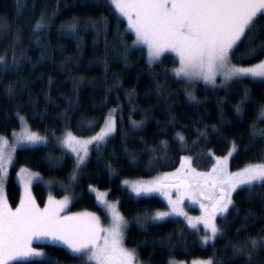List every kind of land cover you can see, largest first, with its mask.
Wrapping results in <instances>:
<instances>
[{"label": "snow or ice", "instance_id": "6c2138e0", "mask_svg": "<svg viewBox=\"0 0 264 264\" xmlns=\"http://www.w3.org/2000/svg\"><path fill=\"white\" fill-rule=\"evenodd\" d=\"M17 13L22 15V10L28 8L26 0H15ZM62 0H54V7L49 10L47 0L40 5V13L30 25V36L35 37L36 47L41 49L40 59L47 56V36L51 29L56 27L55 20L67 9L65 4L61 7ZM77 6L76 4L72 5ZM90 7L100 10L96 16H73L60 24L58 32L68 37H76L82 31L95 33L98 38L104 36V52L95 56L90 63H101L107 78L110 63H121L124 68L133 66L131 57L139 53V59H143L150 70L149 74L155 82L154 90L145 93L146 96L155 95L157 100H168L174 93L165 95L170 81L183 82L184 94L189 101L200 103L195 93V86L203 81L205 86L213 89L227 87L230 84L239 83L247 79L250 83L264 85V0H89ZM37 0H33L30 11L35 12ZM107 13V14H105ZM114 21V23H113ZM126 21V26L122 27ZM83 24V27H81ZM111 33V39H109ZM12 35L8 47L0 52V85L8 73H15L17 79L3 86V92L8 99L17 98V87L22 83L19 78L22 62L26 59V49L20 48L22 29L11 31V25L6 21L0 23V37ZM131 34L134 39L129 42ZM80 47V44H77ZM146 48V55H145ZM9 52L11 57L9 58ZM167 52H173L178 57V66L168 69L161 68L159 72L154 70L163 64L162 57ZM111 58V59H110ZM247 61H256L246 64ZM71 63L66 58L65 64ZM62 71H71L64 65ZM114 83L105 91L107 93L122 87L117 73ZM161 77L163 81L161 82ZM217 77L220 84H217ZM84 77H72L74 91L84 82ZM53 81L49 79V84ZM91 83V82H90ZM251 90L245 88L240 100L233 105L236 116L242 119L246 114L245 106L252 105L255 113L253 120L248 124V143L243 145V151H251L257 144L262 162L249 164L235 172L229 171L228 160L241 150V145L235 140H229V151L222 157H216V163L208 173H198L191 168L192 156L180 157L181 166L174 173H166L163 177H156L151 181H122L135 196H147L152 192H160L168 201L169 210H148L136 217L137 224L144 227L147 223H156L171 216L185 217L188 226L198 230V225L203 224L205 234L201 237L203 244L222 237L225 232L217 224V217L227 221L229 214L235 213V218L242 220L241 227L236 229L239 236L245 233L242 240L229 241L225 248L232 249V259L242 258V264H255V261L264 253V224L250 234L249 229L264 216L257 217L256 213L248 208L240 217L241 209L237 206L234 194L244 193L245 203H251L258 199L261 203L260 211L264 213V128L258 124L264 123V96L260 102L253 101ZM135 96V90L126 91V97L131 104ZM110 108L107 114L93 117L82 126L83 131H92L99 125V131L87 139L75 136L71 131H66L63 139L55 136V131L48 135H41L38 131H32L27 126V117L21 115L20 108L13 111L11 117L20 122L21 130H15L12 136L15 142L11 145L9 140L0 135V264H10L12 260L20 257L41 258L40 264H62L60 260L32 247L34 239H46L50 246L59 247L72 256L79 264H142L135 248L125 247V230L128 221L117 211L116 206L106 199V193L95 190L89 185V191H96V200L100 205L111 211V224L107 228L100 226L99 217L92 214L62 216L61 212L69 203V197L63 200H54L51 196L43 209H40L35 200L29 194V185L33 180H39V173H25L24 167L19 169L17 175L25 185V196L21 198L19 205L13 210L8 206L4 195V186L8 178L10 166L14 164V154L17 145H46L49 136L59 140L63 149L75 155V166L68 177L67 184H61V188L67 191L74 187L82 172V165H86L89 157V145H95V151L99 153L110 138H114L117 132V112H123V106L119 103ZM219 103V102H218ZM71 107V105H70ZM172 105L165 106L169 114L166 122L172 128L177 127V119L171 113ZM137 109L133 106L129 111V124L133 130H143L145 120H133L131 115ZM35 115V114H34ZM120 121L123 116L119 117ZM103 123L100 124V121ZM231 121H221V127L205 124L203 129L197 128L196 139L189 145L182 131H176L171 141L176 143L180 151H191L200 143L201 138L209 141V133L223 136V125L231 124ZM185 129L186 125H180ZM226 139V137H225ZM145 143L143 139L140 141ZM169 141L161 140L156 148H145L149 153L158 150L167 154ZM125 152L128 149L125 148ZM211 154V150H209ZM130 161L135 162L137 154L129 153ZM58 163L50 164V167H59ZM184 170V171H182ZM189 171L191 178H189ZM109 180L119 173L109 164L107 166ZM171 178V182H169ZM25 181L27 183L25 184ZM175 188L177 196L174 200L171 189ZM259 189V191H258ZM197 197L200 202L201 215L193 218L180 207L184 196ZM168 264H177L170 259ZM193 264H224L210 258L206 261H194Z\"/></svg>", "mask_w": 264, "mask_h": 264}, {"label": "trees", "instance_id": "16d2710c", "mask_svg": "<svg viewBox=\"0 0 264 264\" xmlns=\"http://www.w3.org/2000/svg\"><path fill=\"white\" fill-rule=\"evenodd\" d=\"M33 0H26L28 8L22 10V15L17 13L15 0H0V23L7 22L11 25V31L17 28L22 29L20 48L17 51H26V59L22 62L19 78L22 83L17 87V98L8 99L3 92V86L16 80L15 73H8L3 78L0 85V134H9L17 128L19 121L11 117L17 106H21L20 112L27 117L29 125L45 135L55 131V135L60 134L64 129L71 130L74 134L86 136L96 132L99 125L92 131H83L82 126L93 117L107 114L110 108L119 103L123 106V112H117V132L114 138H110L99 153L95 151V145L90 147V153L86 165L82 166L79 179L74 187L67 191L72 195L69 210H90L101 212L94 194L89 191V185H94L108 190V196L117 200L119 209L128 221L125 230V245L135 248L139 258L146 264H168L170 259L186 260L197 258H214L217 261H224V264H242V258L232 259V249L225 245L231 241L242 240L245 233L239 236L236 229L241 227L242 220L235 218V213L229 214L227 221H222L217 217V224L221 226L225 235L217 237L214 241L202 245L199 242L196 231L190 229L180 218H167L156 223H147L140 227L134 219L138 214L148 210L150 213L157 209L165 208V202L157 195L134 197L122 185V178L149 177L158 172L174 168L181 155L188 154L193 157L192 164L195 168L204 170L210 167L214 156H221L229 151L228 141L235 139L241 150L229 159L230 168H239L247 163L261 161L260 153L255 149L243 151V145L248 143V124L253 120L255 113L253 106L246 105V114L242 119H238L234 110L240 97L244 94L245 88L251 90L253 101L260 102L264 96V85L250 83L247 79L242 82L230 84L227 87L213 89L198 82L195 86V95L201 101L193 103L184 94V84L169 82L165 95L174 93L168 100L158 101L155 95L146 96L150 89L154 90L155 82L152 81L149 69L143 59H139V53L134 54L131 59L134 62L130 68H124L121 63H110L107 78L101 63H90L95 56L104 52V36L98 38L91 30L82 31L76 37H68L60 34L58 28L60 24L73 16L87 17L100 14V10L89 5V0H62L61 7L68 5L55 20L56 27L52 28L47 36V56L40 59L41 49L30 41L35 37L30 36V25L40 13V5L44 0H37L35 12L30 11ZM49 10L54 7V0H47ZM77 6L73 7L72 5ZM107 14V13H105ZM114 23V21H113ZM126 26V21L122 27ZM83 27V24H81ZM12 35L0 37V52L12 40ZM111 39V33H109ZM134 39L131 34L129 42ZM80 47H77V44ZM9 58L11 53L9 52ZM146 55V49H145ZM66 58H70L71 63L65 64ZM111 59V58H110ZM163 64L155 67L159 72L161 68L172 69L178 65L177 57L172 53H165L162 57ZM256 61H247L250 64ZM71 68V71H62L61 66ZM112 73H117L122 83V87L107 93L105 89L111 86L115 77ZM72 77H84V82L79 86L78 91H74ZM53 81L49 84V79ZM161 82L163 77L160 78ZM91 82V83H90ZM135 90L132 103L128 102L126 91ZM219 102V103H218ZM171 104V113L177 119V127L172 128L166 123L169 114L165 106ZM71 105V107H70ZM135 106L136 111L132 113L133 120H145L143 130H133L129 124V111ZM35 114V115H34ZM123 116L120 121L119 117ZM231 121V124L223 125V136L209 133V141L205 142L201 138L200 143L191 151H180L176 143L171 141V137L176 131H182L189 145L196 137V129H203L204 125H216L221 127V121ZM103 120L100 121V124ZM180 125H186L181 129ZM264 128V123L258 124ZM226 137V139H225ZM141 139L145 143H141ZM161 140L169 141L167 154L159 150L156 153H149L145 148H156ZM125 148L128 152H125ZM211 150V154H209ZM129 153L137 154L135 162L130 161ZM52 157L54 159H52ZM50 158V159H49ZM58 163L59 167H50V164ZM111 165L119 175L109 180L107 166ZM19 166H27L39 171L43 176L61 181H66L74 166V157L55 143V138L49 136L46 145L24 146L15 152V163L9 171L6 181V195L9 205L14 206L20 196V187L15 179V171ZM34 199L37 203L43 204L46 199L47 189L41 182H34L32 185ZM259 191V189H258ZM66 191L62 188H55L54 194L63 195ZM244 193L234 194L237 206L241 209L240 217L245 210L251 208L257 217L264 216L260 211L261 203L254 199L251 203H245ZM264 224V219L258 220L250 229V234ZM42 247V251L50 254L53 259L60 260L62 264H79L72 256L66 254L59 247L50 246V243L36 244ZM41 258H20L10 262V264H40ZM255 264H264V253L255 261Z\"/></svg>", "mask_w": 264, "mask_h": 264}, {"label": "rangeland", "instance_id": "374dc122", "mask_svg": "<svg viewBox=\"0 0 264 264\" xmlns=\"http://www.w3.org/2000/svg\"><path fill=\"white\" fill-rule=\"evenodd\" d=\"M126 23H127V22H126ZM133 35H134V34H133ZM145 49H146V48H145ZM169 53H172V54H174V55L176 56V54L173 53V52H169ZM176 57H177V56H176ZM177 59H178V57H177ZM178 62H179V61H178ZM253 63H255V62H253ZM250 64H252V63H250ZM177 66H178V65H177ZM200 82L203 83V81H200ZM216 82H217L218 85L220 84V78H219V77H217V81H216ZM209 86H210V85H209ZM21 115H22V114H21ZM23 116H24V115H23ZM27 126H28L32 131H37V130H34L33 128H31V126L29 125V122H28V121H27ZM13 130H15L17 133L20 132V130H21L20 122H19L18 127L15 128V129H13ZM13 130H12L9 134H0V135H4V136L9 140V144H10V145H11L12 143L15 142V138L12 136V132H13ZM66 131H71V130H69V129H64L60 134L55 135V136H56V137H59L60 139H63V137H64ZM97 131H99V129H98ZM97 131H96V132H97ZM38 132H39V131H38ZM71 132H72V131H71ZM39 133H40L41 135H45V134H43V133H41V132H39ZM72 133H73V132H72ZM73 134H74V133H73ZM94 134H95V132L92 133V134L86 135V136H80V135H76V134H74V135L77 136L78 138H81V139H87L88 137H90V136H92V135H94ZM55 143H56L57 145H59V146L62 148V146H61L59 140L56 139V138H55ZM24 146H33V145H19V144H18V145H17V149L20 148V147H24ZM91 146H92V145H89V146H88V147H89V153H90V147H91ZM64 150L67 151L66 149H64ZM68 153L71 154V155L74 157V166H75V155L72 154V153H70V152H68ZM183 155H188V154H183ZM183 155H181V156H183ZM224 155H226V154H224ZM224 155H221V156H214V157H213V162H212V164H211L210 167H208L207 169H204V170L197 169V168H195V167L193 166L192 163H191V168H194V169L196 170V172H198V173H208V172L211 171L213 164L216 163V159H215V158H216V157H222V156H224ZM188 156H189V155H188ZM49 159H50V158H49ZM52 159H54V158L52 157ZM260 162H262V161L247 163V164H245V165H243V166H241V167H239V168L232 169V168H230L229 160H228V168H229V171L235 172V171H237V170H240V169L244 168L245 166H247V165H249V164L260 163ZM14 163H15V154H14ZM13 165H14V164H13ZM74 166H73V168H74ZM82 166H83V165H82ZM82 166H81V167H82ZM180 166H181V159L179 160L178 164H177L174 168H172V169H168V170H165V171L158 172L157 174H154L153 176H149V177H139V178H122V179H121V185H122V186H123V187H124V188H125L130 194H132L134 197H137V196H135L134 193L130 192V190L127 188V185H123V184H122V181H124V180H127V181H145V182H146V181H151V180H153V179L156 178V177H163L166 173H174V172H176V170H177L178 168H180ZM11 167H12V166H10L9 171H10ZM21 167H24V168H26V169L28 170V172L25 173V176H27L28 173H39V176L41 177V179H39V180H33V182L31 183V185H29V194L31 195V197H32L33 199H34V196H33V191H32V185H33L34 182H36V181L41 182V183L46 187V189H47L46 199H45V201L43 202V204H39V203H37V202L35 201V202H36V205H37L40 209H43L44 206L48 203V199H49L50 196H51L54 200H63L65 196H68V197H69V203H68L67 206L64 208V210L61 212V215H62V216L81 215V214H85V213H87V214H92V215H95V216L99 217V219H100V226H101L102 228H107V227L110 226V224H111V211H110L107 207L102 206V205L99 204V202L96 200V191H91V192L94 194L95 200H96L97 204L99 205V207L101 208V212H95V211H90V210H75V211H73V210H69V206H70V203H71V200H72V195L70 194V192H69V191H66L63 195H60V196H57V195L54 194V189H55V188H61V184H67V183H68V179H67L66 181H61V180H57V179H53V178H48V177L43 176L39 171L34 170V169H32V168H29V167H27V166H19V167H17V168H16V171H15V174H14V175H15V179H16V181L18 182V185H19V187H20V196H19L18 202H17L14 206L9 205V203H8L7 195H6V182H5V186H4V195H5V198H6V200H7L8 206L11 207L13 210H15V208L19 205L21 198L25 196V185L21 183V181H20V177L17 175V173L19 172V169H20ZM72 170H73V169H72ZM182 171H184V170H182ZM71 172H72V171H71ZM70 174H71V173H70ZM191 175H192V174H191V172L189 171V178H191ZM69 176H70V175H69ZM8 177H9V172H8ZM7 179H8V178H7ZM6 181H7V180H6ZM169 182H171V178H169ZM26 183H27V181H25V184H26ZM92 186L94 187L95 190H98L99 192H104V193H106V199L108 200V202H109L110 204L115 205L117 211H118V212H119V213H120V214L126 219V217L122 214V212H121L120 209H119L118 201L109 198V196H108V190H107V189H102V188H99V187L94 186V185H92ZM148 195H157V196H159V197L165 202V204H166L165 208H163V209H157V210H161V211H168V210H169L168 201H167V199L164 197V195H162L160 192H152V193H149ZM148 195H147V196H148ZM171 195H172V198L175 200V199H176V196H177V193H176L175 188H172V189H171ZM142 196H143V195H142ZM34 200H35V199H34ZM180 207H181L182 210L187 214L188 217L193 218V223H197L196 220H195V218H196V217H199V216L201 215L200 202H199V199H198L197 197H190V196H187V195L184 196L183 200L181 201V205H180ZM167 218H180V219L185 223V225L188 226V223H187L185 217H183V216H171V217H167ZM167 218H165V219H167ZM134 221L137 222V221H136V218L134 219ZM188 227H189V226H188ZM189 228H190V227H189ZM190 229L196 231V233L198 234L199 242H200L202 245H205V244H203V243L201 242V237L205 234V230H204L203 224L201 223V224L198 225V230H197V229H193V228H190ZM210 242H211V241H209L208 243H210ZM40 243H50V242H49L48 240H46V239H43V238H42V239H34V240L32 241V245H31V246L34 247V248H38V249H40V250L42 251V247L36 245V244H40ZM125 247L128 248V249H133L132 247H128V246H126V245H125ZM20 258L26 259V258H24V257H20ZM20 258H17V259H20ZM28 258H31V257H28ZM208 259H210V258H197V259H191V260H189V261H186V260H175V259H172V260H175V261L177 262V264H193L194 261H206V260H208ZM139 260L142 262V264H146V263H145L143 260H141L140 258H139ZM93 264H95V262H93Z\"/></svg>", "mask_w": 264, "mask_h": 264}]
</instances>
